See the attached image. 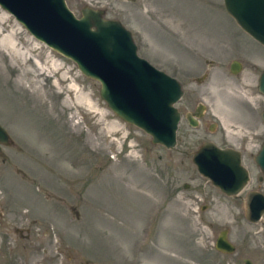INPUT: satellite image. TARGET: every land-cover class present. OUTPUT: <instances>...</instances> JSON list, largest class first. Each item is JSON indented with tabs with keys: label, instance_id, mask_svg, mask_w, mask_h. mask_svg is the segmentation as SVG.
<instances>
[{
	"label": "rangeland",
	"instance_id": "obj_1",
	"mask_svg": "<svg viewBox=\"0 0 264 264\" xmlns=\"http://www.w3.org/2000/svg\"><path fill=\"white\" fill-rule=\"evenodd\" d=\"M64 1L77 17L83 5L102 8L128 28L137 53L180 82L175 107L201 102L203 114L196 126L181 117L174 148L151 143L108 108L97 80L0 7V125L11 139L0 144V237L11 264H264V214L248 221L241 199L191 161L201 140L229 142L237 118L254 132L243 110L264 108V46L222 0ZM250 159V184L264 192ZM221 228L230 253L213 246Z\"/></svg>",
	"mask_w": 264,
	"mask_h": 264
},
{
	"label": "water",
	"instance_id": "obj_2",
	"mask_svg": "<svg viewBox=\"0 0 264 264\" xmlns=\"http://www.w3.org/2000/svg\"><path fill=\"white\" fill-rule=\"evenodd\" d=\"M222 2L235 23L264 46V0ZM0 7L35 38L72 59L81 73L97 80L99 96L116 116L147 132L151 143L174 147L180 114L173 103L182 94L180 82L137 54L131 33L123 24L103 17L102 8L87 5L80 8L77 17L64 0H0ZM240 66L238 60L232 59L229 70L236 73ZM256 88L264 95V68L258 74ZM200 107L199 103L196 115ZM261 117L264 121V109ZM187 120L196 124L191 115ZM9 142L7 131L0 125V144ZM191 154L196 170L224 194L236 196L246 183L247 170L235 149L219 147L208 140ZM254 162L264 175V135ZM263 213L264 193L248 191L244 217L251 222L262 221ZM213 246L225 253L234 250L226 228L217 232ZM243 262L251 264L246 257Z\"/></svg>",
	"mask_w": 264,
	"mask_h": 264
},
{
	"label": "flooded vegetation",
	"instance_id": "obj_3",
	"mask_svg": "<svg viewBox=\"0 0 264 264\" xmlns=\"http://www.w3.org/2000/svg\"><path fill=\"white\" fill-rule=\"evenodd\" d=\"M197 107H198V102H196V104L190 110H184L183 113L179 111L180 119L181 117H184L185 121L188 124L187 116L191 115L193 120L196 121V124H195L196 126L198 122L200 121L202 114H203V105L199 108V116L195 114V112L197 111ZM262 109H260L259 112H254L253 110L248 111V109L243 110V112L245 111L246 117L250 120V123L254 125L252 127L254 132L251 135L246 133L247 129L249 128L247 127V125H245L247 121L243 123L239 118H237L236 119L237 122L235 123L236 128L234 130H231L232 131L231 134H228L230 136L228 138L231 139L229 142L221 141L219 144H217L215 143V141L213 140L212 141L217 146L230 147V148L235 149L239 154L241 164H243L242 161L245 156L247 157V159L251 158L250 160L254 161V155L258 151L260 144L262 142L263 135H264V121L262 120V117H261ZM239 110L242 112V109H239ZM242 115L244 116V113H242ZM203 123L205 124L207 123L206 126H208L209 128H213L215 126V123L211 121L210 122L203 121ZM245 135H247L248 137L246 138ZM225 139L227 138H226V135L223 133L221 135V140H225ZM205 140H208V139H205ZM202 141L204 140H201V142ZM251 147H254V149L252 148L254 150L253 153H251ZM247 174H248V178H247L246 183L244 184L240 192H238V194L236 195L237 197L241 199L243 206H244V197L246 193H248V191L262 192L260 191V189H257L254 185L250 184V177H249L248 170H247ZM261 178L262 177L260 175L257 176V180H261ZM0 244H1L0 245V264H11L12 263L11 260L13 258V248L9 245V236H7L5 239L1 236Z\"/></svg>",
	"mask_w": 264,
	"mask_h": 264
},
{
	"label": "bare ground",
	"instance_id": "obj_4",
	"mask_svg": "<svg viewBox=\"0 0 264 264\" xmlns=\"http://www.w3.org/2000/svg\"><path fill=\"white\" fill-rule=\"evenodd\" d=\"M2 8V7H1ZM8 47H11L13 50H14V47H15V43H12V41H10L9 43H8V45H7ZM52 65L53 66H55L56 64H55V62H52ZM73 89H74V87H73ZM263 95V94H262ZM181 96H182V94L180 95V97H179V99L175 102V103H173V105L175 106L176 105V103L180 100V98H181ZM89 105H90V103H88ZM178 110V109H177ZM178 112H179V110H178ZM120 118V117H119ZM123 120V119H122ZM134 125V124H133ZM136 126V125H135ZM136 127H138V126H136ZM139 128V127H138ZM141 129V128H140ZM141 130H143V129H141ZM144 131V130H143ZM145 132V131H144ZM176 132H177V127H176V129H175V143H174V147H175V144H176ZM145 133H147V132H145ZM148 134V133H147ZM149 135V134H148ZM150 136V135H149ZM155 144H158V143H155ZM160 145H162V144H160ZM162 146H164V145H162ZM165 147V146H164ZM173 147V148H174ZM166 148V147H165ZM169 149H172V148H169ZM181 263V262H180ZM183 264V263H182Z\"/></svg>",
	"mask_w": 264,
	"mask_h": 264
}]
</instances>
